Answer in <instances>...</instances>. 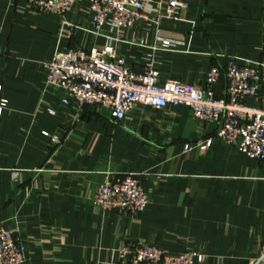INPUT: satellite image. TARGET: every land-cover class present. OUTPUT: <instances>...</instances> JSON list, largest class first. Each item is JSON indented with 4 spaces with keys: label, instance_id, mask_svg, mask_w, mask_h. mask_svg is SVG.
I'll use <instances>...</instances> for the list:
<instances>
[{
    "label": "crops",
    "instance_id": "obj_1",
    "mask_svg": "<svg viewBox=\"0 0 264 264\" xmlns=\"http://www.w3.org/2000/svg\"><path fill=\"white\" fill-rule=\"evenodd\" d=\"M184 1L177 20L159 25L183 39L154 51L160 81L204 86L233 58L260 67L258 97L246 104L264 109V0ZM92 30L86 0L63 14L0 0V223L24 246L23 264H119L118 248L136 241L194 252L195 264H249L264 245L263 163L214 137L186 106L137 105L118 121L94 106H63V93L45 86L58 46L109 42L136 72L149 63L153 25ZM225 86L222 75L217 97ZM108 173L140 176L149 203L137 217L93 205Z\"/></svg>",
    "mask_w": 264,
    "mask_h": 264
},
{
    "label": "built area",
    "instance_id": "obj_2",
    "mask_svg": "<svg viewBox=\"0 0 264 264\" xmlns=\"http://www.w3.org/2000/svg\"><path fill=\"white\" fill-rule=\"evenodd\" d=\"M28 1L40 11L63 14L72 10L79 0ZM86 1L92 32L96 35H102L106 26L110 31L120 32L132 28L138 21L153 25L155 42L149 47L153 53L143 71L136 72L124 57L115 53L109 42L89 50L58 46L45 63L44 83L63 93L60 101L63 106L72 103L79 108L94 106L118 121L125 119L137 105L153 109L186 106L194 118L213 126L214 137L264 164V109L246 104L248 98L258 97L260 67L240 65L231 58L225 62L223 71L209 70L204 86L172 79L161 82L154 51L182 44L183 39L166 33L159 25L164 20H177L187 3L184 0ZM260 50L264 53V34ZM222 75L226 86L217 97L214 87ZM4 103L0 100V116ZM211 144L212 138H208L203 146ZM184 149L188 150L189 145ZM92 203L102 211L135 218L146 209L149 195L138 174L108 173L97 186ZM117 251L119 264H195L196 257L191 251L168 253L138 241L122 243ZM24 261V246L15 230L0 223V264H23ZM249 264H264V245Z\"/></svg>",
    "mask_w": 264,
    "mask_h": 264
}]
</instances>
